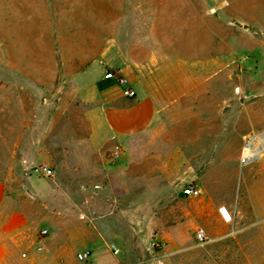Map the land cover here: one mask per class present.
I'll return each mask as SVG.
<instances>
[{
	"label": "crops",
	"instance_id": "0c3cea01",
	"mask_svg": "<svg viewBox=\"0 0 264 264\" xmlns=\"http://www.w3.org/2000/svg\"><path fill=\"white\" fill-rule=\"evenodd\" d=\"M125 7L127 20L115 18L97 57L70 78L88 126L76 166L87 179L96 175L100 186L83 185L86 220L74 224L72 194L62 199L64 207L53 209L63 204L54 198L57 187L39 188L24 179L16 200L0 193V264H73L69 244L95 237L108 250L100 262L88 264H167L174 252L169 247L139 251L125 244L124 235L178 236L201 225L210 240L220 241L252 230L246 221L228 223L219 213L221 205L242 211L239 205L200 197L187 209L181 198L170 196L179 181L172 180L176 165L177 177L194 179V172L183 169L185 158L217 156L218 118L233 115V88L218 83L226 82L233 66L232 19L205 0H129ZM110 71L125 76L135 96L124 95L114 78H106ZM114 153L119 158H112ZM38 188L46 194L43 203ZM157 206L160 220L151 216ZM44 228L47 234L41 233ZM94 246L77 254L89 250L90 260ZM132 252L144 255L132 258Z\"/></svg>",
	"mask_w": 264,
	"mask_h": 264
},
{
	"label": "rangeland",
	"instance_id": "374dc122",
	"mask_svg": "<svg viewBox=\"0 0 264 264\" xmlns=\"http://www.w3.org/2000/svg\"><path fill=\"white\" fill-rule=\"evenodd\" d=\"M127 4L129 0H0L1 196L16 200L24 179L39 188L56 186L54 198L63 204L53 209L64 207L68 192L76 201L74 224L86 220L82 189L96 184L97 176L87 179L76 166L88 126L70 78L97 57L101 37L113 34L115 18L127 20ZM214 9L232 19L234 27L232 70L226 82H218L233 88V115L218 118L217 156L185 158L183 169L194 172V179L177 177L181 172L176 165L172 180L179 181L170 196L181 198L187 209L200 197L239 205L243 210L235 207V220L246 221L252 230L242 238H209L203 244L196 241L195 230L187 229L178 236L126 234L123 239L139 251L149 245L169 247L174 252L167 264H264V0H218ZM253 136H261L263 148L243 163V150ZM45 166L53 169V176L42 172ZM189 183L201 189L199 196L183 193ZM39 188L36 197L43 203L46 194ZM41 207V214L47 215V207ZM154 209L151 216L160 220L161 206ZM102 240L74 239L70 261L100 262L108 250ZM87 245H96L94 255L81 261L77 251ZM143 255L130 253L132 258Z\"/></svg>",
	"mask_w": 264,
	"mask_h": 264
},
{
	"label": "built area",
	"instance_id": "2783aa9c",
	"mask_svg": "<svg viewBox=\"0 0 264 264\" xmlns=\"http://www.w3.org/2000/svg\"><path fill=\"white\" fill-rule=\"evenodd\" d=\"M106 78H114L116 80V82L123 88V94L124 95L135 96V94H136L135 90L130 87L129 80L125 76L117 75L114 72L110 71V72H107ZM244 151L245 150H243V154L241 157V160L243 163H248L255 158L256 151L254 150V148H252V150H250V155L253 156L252 159H249V156H247L248 161L245 160L246 156H244L245 155ZM112 158H114V159L119 158V153H114L112 155ZM41 170L46 176H53L54 175V171L50 167L45 166V167H42ZM94 188L98 189V188H100V186L98 184H96L94 186ZM183 193L186 196L195 197V196H199L201 194V189L196 184L189 183V184L184 186ZM219 213H220V215L224 221H226L228 223H233L235 221V212L230 210L227 205H221L219 207ZM41 233L47 234L48 230L45 228L41 229ZM195 239L199 244H203V243H206L208 241L209 237H208L207 230L205 227L198 226L196 228ZM153 245H157V243L153 242ZM112 248H113V251L115 253L120 252L119 247L113 245ZM77 257L79 260L87 261L91 257V251L85 250V251L79 252L77 254Z\"/></svg>",
	"mask_w": 264,
	"mask_h": 264
},
{
	"label": "bare ground",
	"instance_id": "6f19581e",
	"mask_svg": "<svg viewBox=\"0 0 264 264\" xmlns=\"http://www.w3.org/2000/svg\"><path fill=\"white\" fill-rule=\"evenodd\" d=\"M258 138H261V136H253L251 138L250 142H248V144H246V149L244 151V153H245L244 156H246L245 160L248 161L247 156H249V159H252L253 156L250 155V150H252L253 144H254L255 141L256 142L258 141V144H257L258 145V149L257 150L255 149V150H256V155H259V151L263 148L262 145H261V143L263 141H259Z\"/></svg>",
	"mask_w": 264,
	"mask_h": 264
},
{
	"label": "water",
	"instance_id": "95a60500",
	"mask_svg": "<svg viewBox=\"0 0 264 264\" xmlns=\"http://www.w3.org/2000/svg\"><path fill=\"white\" fill-rule=\"evenodd\" d=\"M205 2L210 8H214L217 4V0H205Z\"/></svg>",
	"mask_w": 264,
	"mask_h": 264
}]
</instances>
